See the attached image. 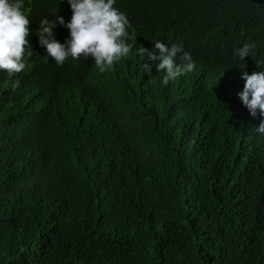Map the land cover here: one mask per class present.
I'll use <instances>...</instances> for the list:
<instances>
[{
    "label": "trees",
    "instance_id": "1",
    "mask_svg": "<svg viewBox=\"0 0 264 264\" xmlns=\"http://www.w3.org/2000/svg\"><path fill=\"white\" fill-rule=\"evenodd\" d=\"M114 6L153 47L182 43L195 70L162 86L157 62L148 75L146 58L123 59L92 73L96 89L77 100L0 70V264H264V136L246 106L228 108L239 96L222 80L219 44L253 43L246 69L260 71L264 0ZM25 11L53 16L48 0H25ZM69 72L40 68L51 80ZM73 106L96 119L61 136Z\"/></svg>",
    "mask_w": 264,
    "mask_h": 264
},
{
    "label": "clouds",
    "instance_id": "2",
    "mask_svg": "<svg viewBox=\"0 0 264 264\" xmlns=\"http://www.w3.org/2000/svg\"><path fill=\"white\" fill-rule=\"evenodd\" d=\"M48 3L53 16L30 19L25 11V0H0V70L13 77L24 74L22 80L37 83L40 91L47 95L52 84L57 87L60 83L70 90L74 100L82 99L96 89L95 80H90L92 73L98 77L123 59L140 63L146 58L142 67L148 75L152 73V62H157L155 68L163 73L162 86L195 70L197 59L182 43L169 45L156 40L153 47L146 40L145 32L131 24L127 12L114 6L116 0H48ZM61 9L62 13L57 15ZM189 38L188 47L198 41L196 34ZM219 40L220 49L228 58L223 64L229 67L222 80L231 86L233 95L239 96L228 108L234 112L246 106L250 115L260 120L255 131L264 136V58L255 60L261 70L250 74L246 61L252 57L253 43L243 42L232 51L224 37ZM142 45L153 48L149 50ZM43 61L49 68L72 70L74 77L46 78L40 74ZM73 107L74 129L63 131L61 136L87 133L90 130L85 128L94 124L96 117L90 107Z\"/></svg>",
    "mask_w": 264,
    "mask_h": 264
},
{
    "label": "bare ground",
    "instance_id": "3",
    "mask_svg": "<svg viewBox=\"0 0 264 264\" xmlns=\"http://www.w3.org/2000/svg\"><path fill=\"white\" fill-rule=\"evenodd\" d=\"M142 92V91H141ZM145 97V96H144ZM146 98H148V97H146ZM145 99V98H144ZM45 100V99H44ZM45 103V102H44ZM147 103H148V100H147Z\"/></svg>",
    "mask_w": 264,
    "mask_h": 264
}]
</instances>
